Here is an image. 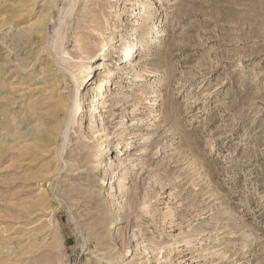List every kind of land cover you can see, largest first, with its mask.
<instances>
[{
    "label": "rangeland",
    "instance_id": "374dc122",
    "mask_svg": "<svg viewBox=\"0 0 264 264\" xmlns=\"http://www.w3.org/2000/svg\"><path fill=\"white\" fill-rule=\"evenodd\" d=\"M147 1L0 0V264H264V0Z\"/></svg>",
    "mask_w": 264,
    "mask_h": 264
},
{
    "label": "bare ground",
    "instance_id": "6f19581e",
    "mask_svg": "<svg viewBox=\"0 0 264 264\" xmlns=\"http://www.w3.org/2000/svg\"><path fill=\"white\" fill-rule=\"evenodd\" d=\"M143 10H142V18H141V24H139V30L140 31H142L143 29H144V23L147 21V20H149V17L151 16H149L148 17V15H149V12H151V2H149V0L147 1V3H145L144 5H143ZM138 33V32H137ZM137 37H139V40L138 41H140V39H141V37H140V33H138L137 34ZM110 41H112V39L110 40ZM138 41H134L133 43H131L130 44V46H128L127 44H125V55H128V54H130L131 52H132V50H133V46H135V47H137V45H138ZM108 42V41H107ZM106 45V50H109V46H108V44L106 43L105 44ZM132 45V46H131ZM140 45H141V42H140ZM134 47V48H135ZM94 56H95V54L94 55H91L89 58L90 59H92L93 60V63L92 64H89L88 66H86L85 67V72H86V75H85V77L83 76V80L85 81L86 80V83H85V85H84V87L82 88V94H81V92H79V100H83L84 102H83V104H88L89 103V105H90V102H88V97H89V93H93L94 92V89L92 88V87H89L90 86V84L89 83H91V79H93V77L95 76V73L97 72V69H98V67L100 66V65H105L106 63H102V60H95L94 59ZM131 56H133V54L132 55H130V57H128L127 59H126V64H130L131 65V67H132V70L136 67V65L134 64V62L131 60ZM125 58V57H124ZM123 58V59H124ZM132 61V62H131ZM106 78H105V80H103V86H102V84H101V88H105L106 86H108V84L111 86V81H109L111 78L113 79L114 77H115V75H113V73H112V69H110V70H108L107 72H106V76H105ZM102 83V82H101ZM100 88V89H101ZM80 102V101H79ZM81 105V104H80ZM77 108V107H76ZM75 108V109H76ZM75 109L73 110V109H71V110H73V112H75ZM97 109V108H96ZM91 110H93V107L91 108V106H89V109H88V114H89V111H91ZM92 117H94V121H101L102 120V117H101V115L100 114H98V113H96V114H89V116H88V118H89V121L91 122V119H92ZM112 142V141H111ZM111 142H108V144H107V147H109L110 145H112L111 144ZM114 145V144H113ZM109 152H110V150H111V148L109 147ZM116 163H117V160H116V158H114L113 156H111V157H109L108 158V160H107V162L105 163V165H104V167H103V173H102V175L104 176V179L108 182L110 179H111V177H112V175H113V171H114V167H115V165H116ZM106 186V185H105Z\"/></svg>",
    "mask_w": 264,
    "mask_h": 264
}]
</instances>
